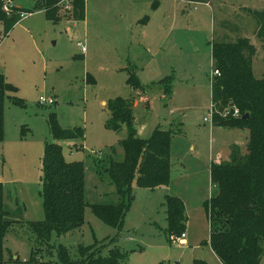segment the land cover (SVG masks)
I'll list each match as a JSON object with an SVG mask.
<instances>
[{
	"label": "rangeland",
	"instance_id": "1",
	"mask_svg": "<svg viewBox=\"0 0 264 264\" xmlns=\"http://www.w3.org/2000/svg\"><path fill=\"white\" fill-rule=\"evenodd\" d=\"M11 1L30 15L24 13L8 33L0 25V74L14 89L4 103L0 143V183L11 221L3 242L5 264L11 258L25 263L39 248L27 223L44 220L40 177L45 142L59 144L66 162L85 166L84 225L52 239L54 246L68 250L72 260L78 259L79 247L93 245L106 254L111 243V248L125 253L121 264H193V260L217 264L207 245L210 225L205 206L217 194L210 182V164L242 158L248 132L244 142L231 146L236 136L229 130L237 129L222 130L203 121L211 109V49L214 42L255 36L259 24L251 10L264 7L250 5V11L240 7L238 18L221 0H212L207 7L179 0H85L84 20L74 21L72 0H61L59 20L54 22L46 20L43 10L34 9L40 0ZM227 2L247 5L244 0ZM242 16L246 25L237 22ZM252 41L259 50L252 60L253 75L262 79L264 32ZM128 72L148 88L149 108L135 99L138 137L148 139L156 129L172 134L171 175L168 189L150 191L133 183V201L117 229L100 221L90 207L117 202L104 172L107 162L101 161L108 159L112 148L113 160L123 158L121 141L127 130L125 125L117 131L108 128L109 105L116 98L134 97L126 84ZM166 77L171 79V93L164 96L165 88L156 84ZM40 97L52 99L53 105L38 104ZM52 113L62 129L83 130L84 147L78 150L79 141L52 140L48 130ZM177 193L194 207L187 213L186 243L172 242L166 234L165 198ZM38 258L39 264H60L54 251L50 255L41 251ZM259 264H264V254Z\"/></svg>",
	"mask_w": 264,
	"mask_h": 264
},
{
	"label": "trees",
	"instance_id": "2",
	"mask_svg": "<svg viewBox=\"0 0 264 264\" xmlns=\"http://www.w3.org/2000/svg\"><path fill=\"white\" fill-rule=\"evenodd\" d=\"M7 0H0V25L8 33L24 15L20 7L11 5L9 13L4 8ZM11 1V0H10ZM188 3L210 4L212 0H182ZM61 0H40L34 6L43 10L46 20H59ZM85 0H72L71 18L84 20ZM68 13V12H67ZM253 18L259 24L256 37L261 39L264 32V11H252ZM257 49L246 38L234 43L214 42L211 49L212 72L219 76L211 78L212 127L237 129L248 132L246 153L230 164H211L210 182L217 194L210 198L205 206L206 217L210 225L207 245L221 264H259L264 254V78L253 75L252 60ZM127 86L135 93H144L135 74L128 72ZM156 85L162 86L164 96L171 93V79L166 77ZM14 92L0 74V143L4 140V103L8 94ZM12 103L24 105L17 100ZM110 118L108 128L117 131L126 127L127 136L121 141L123 158L113 160L116 150L102 159L107 162L105 171L115 188L117 202L110 205H93L92 213L105 225L120 229L131 203L133 183L140 189L155 190L167 187L170 180V147L172 134L156 129L148 139L138 137L133 113L132 99L116 98L109 105ZM237 110L240 117L231 116ZM224 111L229 114L224 116ZM248 115L247 119H243ZM48 130L54 141L83 140V130L62 129L56 114L48 116ZM41 202L44 213L42 222L27 223L36 237L37 250L31 252L25 263L10 259L9 264H39V253L55 252L60 264H121L125 253L109 243L106 254L96 246L79 247L78 259L72 260L68 250L52 244L54 237L59 238L84 225V213L87 207L84 198L85 166L83 162L65 161L62 147L56 142H45L41 162ZM3 186L0 183V264L4 262L3 242L11 221L4 210ZM166 234L180 236L187 223L183 202L172 196L165 198ZM193 264H209L203 260H194Z\"/></svg>",
	"mask_w": 264,
	"mask_h": 264
},
{
	"label": "crops",
	"instance_id": "3",
	"mask_svg": "<svg viewBox=\"0 0 264 264\" xmlns=\"http://www.w3.org/2000/svg\"><path fill=\"white\" fill-rule=\"evenodd\" d=\"M180 2H182L183 4H186V5H192V4H194V3H188V2H184V1H182V0H179ZM245 2H247V5L246 4H243V5H241V6H239V4H234V3H232V2H227V0H221L220 2H221V5H227V7H229V8H231L232 9V13H235V15H237V10H239L240 9V7H242L243 8V10H251L252 9V6H250V5H253V6H261V7H264V0H244ZM206 7L209 5V4H204ZM249 5V6H248ZM15 7H19V6H17V5H14ZM251 11H256V10H251ZM261 11H264V8H263V10H261ZM237 17L239 18V15H237ZM241 19V20H240ZM240 19H238L237 20V22H241V23H243V24H245L246 25V21H245V17L244 16H242V18L240 17ZM255 36L253 35V36H249V35H243V36H241V38H246V39H248L249 41H250V43L251 44H253L254 46H256V44H255V42H253L252 41V39L254 38ZM256 48H257V46H256ZM263 51H264V48H263ZM256 55H259V50L257 49V53H256ZM264 55H262V56H260V58H262ZM259 57V56H258ZM142 87H147V86H143L142 85ZM146 89H148V88H146ZM132 94L134 95V97H130V99H132V101H133V109H134V107H135V105H136V101H135V99H139L141 102H142V105H144V107L145 108H149V102H148V97H147V93L146 92H144V93H141V94H139V93H135V92H132ZM135 122H136V117H135ZM137 127V126H136ZM218 129H221V128H218ZM223 130V129H222ZM227 130V129H226ZM137 131H138V128H137ZM229 132L230 133H232L233 135H235L236 136V139H235V141L232 143V145L231 146H239V144H240V141H241V143H242V141L244 142V139H245V132L244 131H237V130H235V131H231V130H229ZM82 147H84L83 145H82ZM214 162L213 161H211V164H213ZM211 164H210V166H211ZM170 175H171V171H170ZM2 184V183H1ZM3 186V185H2ZM162 188H165V189H168V186L167 187H162ZM215 189H216V187H215ZM217 190V189H216ZM150 191H152V190H150ZM168 195V194H167ZM166 195V196H167ZM170 196V195H169ZM172 197H177V198H179L182 202H183V204H184V208H185V214H186V217H187V221H188V215H187V213L189 212V211H191L194 207H189L188 206V204H187V202L185 201V199H184V197L181 195V194H179V193H177V194H175V195H172ZM186 225H187V223H186ZM186 237V236H185ZM208 241V240H207ZM183 242H185L186 243V241L184 240H182L180 243H183ZM209 247V246H208ZM212 252V251H211ZM212 254H213V252H212ZM213 258H214V260H215V262L217 263V264H221L219 261H218V259L215 257V255L213 254ZM194 261V260H193ZM203 261H205V260H203ZM206 262V261H205ZM208 263V262H207Z\"/></svg>",
	"mask_w": 264,
	"mask_h": 264
},
{
	"label": "built area",
	"instance_id": "4",
	"mask_svg": "<svg viewBox=\"0 0 264 264\" xmlns=\"http://www.w3.org/2000/svg\"><path fill=\"white\" fill-rule=\"evenodd\" d=\"M11 5H12V1L7 0L5 8H4L6 13H9V9H10L9 7H11ZM84 51H85V48L82 47V52H84ZM213 75L214 76H219L218 71H213ZM38 104H40V105H53V100L52 99H44V98L40 97ZM209 114L210 115L209 116L207 115L203 119V121L205 123H207V124L210 123L212 125V114H213L212 106H211ZM228 114H229L228 111H224V116H226ZM231 116L234 117V118H238V117H240V114H239V112L237 110H234V111H232ZM184 239H185V233L181 234L180 236H172L171 241L172 242H181Z\"/></svg>",
	"mask_w": 264,
	"mask_h": 264
},
{
	"label": "water",
	"instance_id": "5",
	"mask_svg": "<svg viewBox=\"0 0 264 264\" xmlns=\"http://www.w3.org/2000/svg\"><path fill=\"white\" fill-rule=\"evenodd\" d=\"M248 118V115H245L244 117H243V119H247Z\"/></svg>",
	"mask_w": 264,
	"mask_h": 264
}]
</instances>
